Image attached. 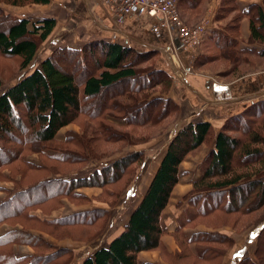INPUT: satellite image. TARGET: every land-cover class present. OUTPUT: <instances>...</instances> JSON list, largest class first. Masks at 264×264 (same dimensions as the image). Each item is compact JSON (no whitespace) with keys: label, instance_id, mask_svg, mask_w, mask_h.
<instances>
[{"label":"trees","instance_id":"trees-1","mask_svg":"<svg viewBox=\"0 0 264 264\" xmlns=\"http://www.w3.org/2000/svg\"><path fill=\"white\" fill-rule=\"evenodd\" d=\"M176 1L183 20L206 15L208 0ZM50 2L0 0V5L23 7ZM262 2L263 5L252 3L247 10L241 11L238 0H222L215 19L229 20L220 29L215 27L206 33L202 43L205 49L195 60V67L224 59L231 64V69L222 73L228 75L243 73L240 67L246 63L254 64L255 59L264 63V0ZM4 12L0 7V14ZM245 17L250 21V43L260 44V49L241 46L240 25ZM5 20L0 21L5 25H0V55L18 59L20 68L27 70L40 44L54 31L57 21L53 17L34 21L8 13ZM96 44L97 53L91 48L88 53L86 48L58 47L42 61L39 68L27 72L0 93V177L13 185L8 188L0 185V190L7 194L0 202V226L5 223L20 225V228L0 236V264H63L60 259L68 254L67 264L71 259L70 249L62 248L46 254L36 252L50 247L40 246L37 242L40 237L32 233L28 224H55L54 230L57 231L58 228L70 231L76 228L84 231L94 229L92 236H97L106 217L110 216L106 209L80 211L53 220L42 219L39 212L56 204L59 198L60 206L64 198L75 199L79 195L76 191L82 188L102 189L99 197L106 193L112 198L111 203L115 204L119 191L110 187L120 182L133 165L144 163V152L137 150L113 162L110 171L115 175L105 177L101 182L85 178L71 183L60 179V175L52 177L54 171L64 173L62 165H70L65 169L71 172L74 163L86 162L74 157L78 152L88 153L81 147V139H72V136L78 137V133L69 131L65 137L59 138L62 130L77 123L81 114H86L82 111L96 109L99 113L90 115L91 119L101 118L106 112L118 111L128 120V125L157 127L173 112L178 114L180 110L177 101L168 96L175 77L165 69H156L155 64L143 67L159 54L157 50L140 51L108 40ZM98 53H101V59L97 58ZM65 68H72L73 72ZM79 72L81 75H78ZM157 91L161 96H154ZM105 120L102 117L96 132L100 129L110 132L109 141L125 137L116 129H105ZM214 137L215 148H211L205 157L201 176L193 182V190L186 197L189 199L191 196L190 206L195 211L172 233L181 248L174 255L175 264H212L214 259L221 260L225 250L234 244L233 239L217 231L195 232L200 224L214 229L220 224L230 225L242 231L262 221L264 101L229 118L216 136L210 122L197 120L184 125L170 141L151 183L130 214L123 231L81 264H155L140 259L143 251H159L165 256L167 249L162 239L165 233L161 217L179 184L180 166L203 145L211 146ZM145 141L133 136L129 144L137 145ZM28 153L38 154L39 162L28 159ZM42 156L47 158V163L41 159ZM15 167H18L16 174L8 170ZM106 171L109 172V169ZM40 172H43L44 178L35 182L29 179L28 173ZM48 210L50 212V208ZM16 244L30 245L36 250L32 255L17 257L14 253ZM255 256V259L245 257L238 264H264V227L257 238Z\"/></svg>","mask_w":264,"mask_h":264},{"label":"crops","instance_id":"crops-1","mask_svg":"<svg viewBox=\"0 0 264 264\" xmlns=\"http://www.w3.org/2000/svg\"><path fill=\"white\" fill-rule=\"evenodd\" d=\"M252 3L263 5L262 0H238L241 11L247 10ZM220 4L221 0H211L207 5L205 19H210L213 27L229 20L217 21L215 19ZM0 6L4 7L8 14H13L19 18L29 17L36 21L42 18H55L57 24L49 38L54 36L63 40H76L77 38L87 40L90 37L98 38L108 34L105 36L109 37L112 42L132 46L136 49H156L162 52V56L167 57L168 60L166 68L162 67V69L167 70L175 77V83L168 96L177 101L181 110V117L178 118L174 126L197 120L207 121L212 124L216 136L229 118L241 114L258 102L264 101V63L261 64L255 59L254 64L246 63L240 67L243 73L228 75L222 74L231 69L229 61L224 59L221 62L216 61L196 68L195 60L204 51V47L201 45L197 52L189 53L183 48L181 40L172 37L167 31H162L160 34L152 32L150 24L156 22L155 18L128 16L122 24H118L110 7L102 0H51L49 4H30L23 7L1 4ZM240 32L242 47H256L258 49L262 47L258 43H250L251 28L247 17L243 18L241 22ZM39 50L32 63L40 56ZM189 61L193 63L192 66L187 65ZM184 63H186L188 71L186 75L183 73ZM208 68H212V70ZM60 136L59 138H61ZM211 148H215V137L212 146L203 145L200 149V152L202 151L200 155H197L196 151L186 158L180 166L179 184L175 187L170 203L161 217V224L165 233L162 239L167 249L166 255H161L159 251H143L139 255L142 261L155 264L177 263L174 262V255H177L181 248L172 233L181 224L184 214L189 208L190 204L186 197L193 190V182L201 176L203 161ZM166 151L152 172L147 167V160L144 161L145 169L141 172L143 176L140 180L142 182L139 181L138 183L135 180L134 184L137 183V185H133V189L129 188L125 195L129 193V198L136 200V202L142 200ZM35 155L38 156V154ZM0 185L8 188L7 185ZM133 190L134 192H132ZM6 196L7 194L0 190V202ZM136 206L131 210V213ZM112 210L115 208L113 207ZM69 213L67 211L65 214L59 212L54 215L43 216L39 212V215L42 219L50 220L70 215L71 213ZM263 227L264 219L242 231H238L230 225L214 229L203 224L196 226L194 231H217L233 239L234 244L225 250L221 260L214 259L212 264H238L245 257L256 258L257 238ZM18 228L20 225L13 226L10 223H5L0 226V236ZM123 229L114 231L115 233L113 232L114 234H112L108 244ZM32 233L35 231L33 230ZM14 253L17 257H24L32 255L34 249L30 245L16 244Z\"/></svg>","mask_w":264,"mask_h":264},{"label":"rangeland","instance_id":"rangeland-1","mask_svg":"<svg viewBox=\"0 0 264 264\" xmlns=\"http://www.w3.org/2000/svg\"><path fill=\"white\" fill-rule=\"evenodd\" d=\"M210 1L211 0H208V3ZM208 3L207 4L205 3L206 9ZM1 8L4 9V7ZM4 11H5L4 13L0 14V21L7 20V19L5 20L7 10L4 9ZM198 13H202V12L199 11ZM205 18L206 15L204 17H193L192 19L185 18V20L190 24H198L204 21ZM226 23L227 22L223 24H218L214 27L212 24V28L218 27L220 29V27H223ZM0 25L1 27L5 26L2 22H0ZM105 35L98 38L90 37L87 40H81L79 38H77L76 40H63L62 38L58 39L57 37L51 36L47 42L40 44V48H39L40 56L34 61V63L30 65V67L27 70H22L20 68L19 66L20 61L18 59L6 58L0 55V78L2 79V88L0 90V93L6 90L8 87L14 85L27 72L32 71L37 66H41L42 61L47 56L51 55L54 52V50H56L58 47L66 46L68 48L78 49V50L86 48L88 53L91 48L93 52L97 53L98 51V45L96 44L97 42L101 40L110 41L109 40L110 38L106 37ZM141 49L145 50L144 48ZM141 49L138 50L142 51ZM204 49L205 47L203 48V50ZM158 52L159 54L155 58H153V60H151L150 63H145L143 67L144 66L149 67L150 65L155 64L156 69H162V67L166 68V63L168 62L167 57L162 56V52L160 51ZM96 56L98 59H101V53H98ZM187 65L192 66L193 63L189 61L187 62ZM65 69L66 71L73 72L72 68L69 69L65 68ZM208 69L212 70V68H208ZM183 73L185 75L188 73L186 63H184ZM79 74L80 72L78 73V75ZM159 92L160 91L155 92L154 96H161V93ZM82 113H86V114L85 115L81 114L79 116L77 123L65 128L60 132L59 135H61V138H63L65 137L66 133L69 131L78 133L77 135L79 138L72 136V139L74 138L78 140L81 139L80 140L81 147L86 149L88 153L80 154L78 152L77 154L74 155V157L81 159V161L85 160L86 162L82 164L74 163L71 172L65 169L68 168L70 165H66V166L62 165V170L64 171V173H61L58 170V171H54V174H52V177L53 175L54 176L60 175L59 176L60 179H63V181L64 179L67 181H71V183L73 182V180H77V179L79 180L85 178L90 179V181L100 180L101 182V180L105 177L108 178L113 177V175L115 174H113L112 170L110 171L113 162L137 150H141L144 152L145 160H147V167H149V170L151 169L152 172L153 170H155L157 163H159L160 157L167 150L168 145L175 136V134L184 125L187 124L185 123L184 125L179 124L177 126H174L178 118L181 117V110H179L178 114L177 112H173L172 115H170V118L166 119L160 126L157 127H137L133 125L131 126L128 125V120L125 118V116L121 115L120 112L118 111L110 112V113L106 112L102 115V117L106 118L103 125L104 128L107 129V127H110L111 129L112 128L116 129L121 134H125V137L120 138V140L118 141H114V140L109 141L110 139L108 137L110 135V132L106 133V131H104L103 129H100L98 132H96L99 128L100 123L102 122V117L97 119L90 118V115H93L95 113L96 115H98L99 112L96 111V109H89V110L85 109V111H82ZM18 136L21 137V134L18 133ZM133 136L138 138L140 137L143 140H147V141L137 145H133V144L131 145L129 144L130 143L129 140ZM80 137H84V138H80ZM89 139H94V141H91ZM82 144H84L85 147ZM69 147L71 148L70 145ZM71 149L75 150V147L72 146ZM200 149L198 150L199 152ZM77 150H79V148ZM198 151L196 152V154L198 153L197 155H200L202 151L200 153ZM32 155L33 154L29 155L28 153L27 155L28 159L32 160V162L34 163L39 162L38 157L40 156L39 155L32 156ZM41 159H43L47 163L46 157L42 156ZM143 164L137 166L133 165L130 168L129 173H127L120 182L110 187L115 191H119V197L115 200L114 202L115 204L111 203L112 198L110 196L107 197L106 193H104L102 197H99L102 189L82 188L76 191L77 193H79V195L75 197V199L64 198L63 199L64 201L61 199L63 201V205L60 206V203H58L60 199L59 198L56 204H51V207L43 208L42 212L40 211V215L43 216L54 215L59 212L61 214H65L67 213V211L73 214L75 212H80L85 210H95V209L96 210L106 209L109 211L110 216L106 217L105 219L106 222L104 221V225L101 231L97 233L98 234L97 236H94L95 234L92 236V231L94 229H89L87 231H84L82 228H76L70 231V230H64L65 228L62 229L58 228L57 231L54 230L55 224L53 226H46L39 224L37 222L28 224V226H30L31 229L34 230L36 234L38 233L37 235L40 237L41 240H37V242L40 244V246L46 245L50 247V249L48 250L40 249L37 250L36 252L46 254V252H50V251L55 252L61 250L62 248H67L72 251V254L70 255L71 259L67 264H81V262L86 257L92 255L100 247L107 245L112 234L124 228L128 220V217L131 213V210L135 207V205H138L139 203V200H137L136 202V200L129 198V193H127V195H125V193L128 191L129 188L133 189V185H137V183L134 184L135 180L136 182L138 181V183L141 180L143 176L141 172L144 171L145 169ZM17 168L18 167L9 168L8 170L11 173L16 174ZM106 169H109V172L106 171ZM10 172H5V173L6 175L9 176L11 175ZM101 172L102 174H100ZM28 175H29V179H31V181L34 182L44 178L43 172L34 173V174L28 173ZM3 180H4L3 177H0V181H2L1 184L7 185L8 187H13V185L10 182H8L7 180L6 181ZM129 182L130 184H128ZM141 182L142 181H140V183ZM132 192H134V190ZM190 197L191 196H189V199ZM189 199H187L188 202ZM190 205L188 210L184 214L183 221H185L187 217L190 216L193 213V211H195V208ZM113 207L115 208V210H112ZM49 208H50V212L48 210ZM55 210L57 211L53 214ZM222 225L223 224L218 225L217 228ZM211 227H212V222H211ZM82 233L84 234L82 235ZM81 238H85L88 241L83 240ZM35 250L36 248L34 249V251ZM68 257H69L68 254L62 256L60 262L65 264L68 260Z\"/></svg>","mask_w":264,"mask_h":264},{"label":"built area","instance_id":"built-area-1","mask_svg":"<svg viewBox=\"0 0 264 264\" xmlns=\"http://www.w3.org/2000/svg\"><path fill=\"white\" fill-rule=\"evenodd\" d=\"M108 5L118 24L128 16L155 18L151 31L160 34L167 31L172 37L179 38L183 48L189 53L197 52L203 43L206 33L212 28V21L205 19L190 26L181 17L176 0H102Z\"/></svg>","mask_w":264,"mask_h":264}]
</instances>
